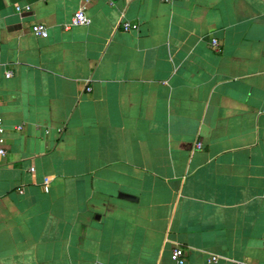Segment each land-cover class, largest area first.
Wrapping results in <instances>:
<instances>
[{
  "label": "crops",
  "instance_id": "obj_1",
  "mask_svg": "<svg viewBox=\"0 0 264 264\" xmlns=\"http://www.w3.org/2000/svg\"><path fill=\"white\" fill-rule=\"evenodd\" d=\"M0 116V264H264V0H0Z\"/></svg>",
  "mask_w": 264,
  "mask_h": 264
},
{
  "label": "built area",
  "instance_id": "obj_2",
  "mask_svg": "<svg viewBox=\"0 0 264 264\" xmlns=\"http://www.w3.org/2000/svg\"><path fill=\"white\" fill-rule=\"evenodd\" d=\"M162 1L168 2L171 0H162ZM16 9L18 12H22L25 10L29 11L31 9V6L29 4L27 5L17 4ZM90 22H91V18L87 15L85 10L81 8L78 11H76V13L73 16L72 22L66 25V28H68L71 24L86 25V24H89ZM120 24L123 30L125 31L138 29L137 23H131L129 21H122ZM32 31L36 35L43 36V37L47 36L49 33L47 25L43 23H35L32 26ZM212 44L215 49H219V41L216 38L212 39ZM88 90H90V88H88ZM5 133H6V128L4 124V119L2 116H0V164L2 163L3 159L7 156V153H8L7 137ZM197 146L201 147V144L199 143ZM34 169H35L34 167L31 168V170H34ZM48 183H49V178H46L45 179V189L46 190L48 189V186H47ZM171 258L174 261H176L178 264H184L185 263V250L183 249V247L181 246L175 247L171 252ZM218 258H219L218 255L213 254L209 257L208 260L209 262H215L218 260ZM235 264H251V263L247 260H238V261H235Z\"/></svg>",
  "mask_w": 264,
  "mask_h": 264
},
{
  "label": "water",
  "instance_id": "obj_3",
  "mask_svg": "<svg viewBox=\"0 0 264 264\" xmlns=\"http://www.w3.org/2000/svg\"><path fill=\"white\" fill-rule=\"evenodd\" d=\"M122 196H124V197H127V198H134L133 196H131V195H129V194H122Z\"/></svg>",
  "mask_w": 264,
  "mask_h": 264
}]
</instances>
